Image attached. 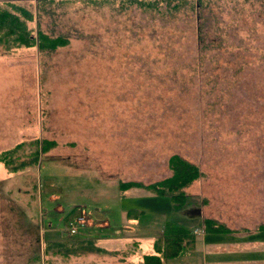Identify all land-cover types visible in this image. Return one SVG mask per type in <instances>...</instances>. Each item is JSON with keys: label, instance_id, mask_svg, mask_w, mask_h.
I'll return each mask as SVG.
<instances>
[{"label": "rangeland", "instance_id": "1", "mask_svg": "<svg viewBox=\"0 0 264 264\" xmlns=\"http://www.w3.org/2000/svg\"><path fill=\"white\" fill-rule=\"evenodd\" d=\"M52 1L0 0L67 40L0 46V154L24 143L0 163V264H140L169 220L199 236L196 216L264 228V0ZM173 155L202 172L181 210L145 188L121 197L120 182L172 177ZM74 208L86 230L68 237ZM80 238L93 244L61 242Z\"/></svg>", "mask_w": 264, "mask_h": 264}, {"label": "trees", "instance_id": "2", "mask_svg": "<svg viewBox=\"0 0 264 264\" xmlns=\"http://www.w3.org/2000/svg\"><path fill=\"white\" fill-rule=\"evenodd\" d=\"M53 2L52 0H42ZM139 1V0H138ZM148 9L158 8L160 4L156 1L144 5ZM178 9V7H176ZM34 14L26 7L17 5L13 2L0 3V46L9 48L10 46L15 48L25 47L33 48L38 47L39 51L53 52L58 47L67 45V40L64 37L52 38L45 33L38 32L37 37L34 36L32 30L27 26L28 21H32ZM12 47V48H13ZM43 142V141H42ZM38 143L37 141L34 144ZM43 148L41 152H46L55 146L54 142H43ZM24 146V143L16 145L14 148L4 151L0 154V163L8 166H12L13 157ZM38 151V150H37ZM33 158L31 163L37 161L39 153L35 152L31 155ZM170 169L173 171L172 177L165 179L161 182L144 186L135 182H120L119 189L121 191V197L126 198L125 192L133 188H145L154 192L157 197L168 198L170 204L177 210H181L184 207L187 195L184 189L190 186L194 181L198 180L202 176L200 168L190 163L187 160L182 159L178 155H173L169 159ZM21 170L24 165L20 166ZM12 171H17L18 168L13 167ZM17 169V170H16ZM44 192L48 195H56L60 192V188L55 185L52 180H44L43 184ZM159 204L158 202H155ZM81 210L79 208L72 209L64 218V225H69L78 216H80ZM144 215L142 210L130 209L127 211L126 216L128 219H138ZM203 232L206 235L222 234L227 235L231 231L224 225L217 223L212 219H202ZM264 229V228H263ZM88 239L78 241H61L62 245L72 242L73 244H88L91 246L93 241ZM197 242V236L193 230L188 227L181 226L176 221L169 220L163 227V233L156 237L153 246L152 253L143 255L141 264H164L166 259L178 258L184 249L189 251L194 250ZM53 244V243H52ZM55 244H53L54 246ZM45 253H49L50 246H45ZM59 251V250H58Z\"/></svg>", "mask_w": 264, "mask_h": 264}, {"label": "crops", "instance_id": "3", "mask_svg": "<svg viewBox=\"0 0 264 264\" xmlns=\"http://www.w3.org/2000/svg\"><path fill=\"white\" fill-rule=\"evenodd\" d=\"M199 215H201L200 209H198ZM191 219H198L195 229H199L200 233L197 236V242L194 250L189 251L191 254H198L201 260V264H264V229L246 228L244 225L239 224L238 227H233L236 224H228L219 218L211 217L209 219L215 220L219 223H223L230 230H243L242 232L231 231L227 235L213 234L206 235L203 232L202 219L198 216ZM194 230V229H193ZM87 238H80L83 240ZM187 250V249H186ZM107 251V250H106ZM184 250L182 251V253ZM180 254V256L182 255ZM110 255V254H109ZM179 256V257H180ZM178 257V258H179ZM193 257V256H192ZM177 259V258H175ZM142 259L140 261V264ZM193 262V261H191ZM166 260L164 261V264Z\"/></svg>", "mask_w": 264, "mask_h": 264}, {"label": "built area", "instance_id": "4", "mask_svg": "<svg viewBox=\"0 0 264 264\" xmlns=\"http://www.w3.org/2000/svg\"><path fill=\"white\" fill-rule=\"evenodd\" d=\"M85 219L84 218H77L76 220L72 221L66 228L65 230H62V232L68 235V236H78L80 235L83 231L86 230L85 226Z\"/></svg>", "mask_w": 264, "mask_h": 264}]
</instances>
